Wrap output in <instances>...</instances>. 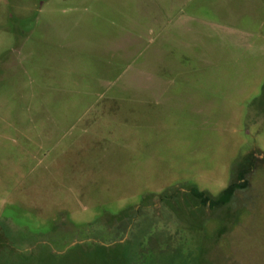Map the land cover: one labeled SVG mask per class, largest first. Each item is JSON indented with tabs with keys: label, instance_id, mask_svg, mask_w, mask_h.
I'll return each instance as SVG.
<instances>
[{
	"label": "rangeland",
	"instance_id": "374dc122",
	"mask_svg": "<svg viewBox=\"0 0 264 264\" xmlns=\"http://www.w3.org/2000/svg\"><path fill=\"white\" fill-rule=\"evenodd\" d=\"M0 264H264V0H0Z\"/></svg>",
	"mask_w": 264,
	"mask_h": 264
},
{
	"label": "trees",
	"instance_id": "16d2710c",
	"mask_svg": "<svg viewBox=\"0 0 264 264\" xmlns=\"http://www.w3.org/2000/svg\"><path fill=\"white\" fill-rule=\"evenodd\" d=\"M243 170H239L237 172L236 181L230 182L215 198H210L205 194L204 191L199 190L195 186H190L189 191L191 194L196 197L199 202L208 203L209 206H221L230 201L233 193L236 189L245 188L247 185V181L243 177Z\"/></svg>",
	"mask_w": 264,
	"mask_h": 264
},
{
	"label": "flooded vegetation",
	"instance_id": "af4514ba",
	"mask_svg": "<svg viewBox=\"0 0 264 264\" xmlns=\"http://www.w3.org/2000/svg\"><path fill=\"white\" fill-rule=\"evenodd\" d=\"M208 204V203H207Z\"/></svg>",
	"mask_w": 264,
	"mask_h": 264
}]
</instances>
